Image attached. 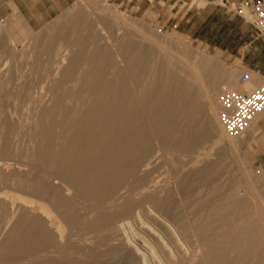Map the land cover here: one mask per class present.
Returning a JSON list of instances; mask_svg holds the SVG:
<instances>
[{"label": "bare ground", "instance_id": "bare-ground-1", "mask_svg": "<svg viewBox=\"0 0 264 264\" xmlns=\"http://www.w3.org/2000/svg\"><path fill=\"white\" fill-rule=\"evenodd\" d=\"M87 14L34 36L18 14L1 24L0 264H264L259 199L219 194L193 225L167 221L175 196L208 176L187 157L226 137L216 95L252 90H232L231 77L199 61L189 74L176 62L178 75L137 43L135 23L107 31ZM243 135L226 137L231 151ZM155 143L175 152L170 182Z\"/></svg>", "mask_w": 264, "mask_h": 264}, {"label": "rangeland", "instance_id": "rangeland-1", "mask_svg": "<svg viewBox=\"0 0 264 264\" xmlns=\"http://www.w3.org/2000/svg\"><path fill=\"white\" fill-rule=\"evenodd\" d=\"M30 1V3L28 2V9H31L30 12H39V10L43 9L40 4L43 2L42 0ZM157 1L159 0H73L69 5L62 7L61 11L57 15H44V17H49L45 21L29 22L24 20L22 14L19 12L17 7H15L11 0H0V26L3 23L2 26L6 27L7 25L4 22L6 21V23H10V21H14L15 18L13 19V16L18 14L22 18V21H20L24 24H22V26L24 28L28 27V30H30L29 33L34 36L43 31L45 27L48 26V24L57 19L72 15L77 10H80L83 14H87V11L89 10L88 13H91V16L89 14L87 15L90 19H96V17L104 18L107 20H104L105 23L109 21V24L107 23V31H113L115 27L118 28L121 26L120 19L125 18L135 23V26H138L136 27V35L138 37L136 39L137 43L139 42L141 46L150 48L153 53H156L159 59L164 58L165 62L172 64H175L176 62L179 63V66L182 68L177 66V63L175 64L176 66L173 64L175 66V72L178 73V75L180 71L178 70L179 68L181 71H183V73L186 74L191 73L190 68L196 70L195 67L199 61L202 64L207 63L217 67V69L224 73L225 78L231 77L233 86L232 90H240L242 88L238 84V78L243 73L249 74L251 77L250 83L244 88L253 90L259 86L261 79L257 76L258 74L256 71L260 68H263L264 70V41L257 37L251 25V19L246 12L239 16L233 10L230 4H224L223 8H221V14L211 18L212 21L209 22L208 25L209 30H207V32H203L202 38L203 41L207 40L206 44L208 45H206L204 42L200 43L198 41H194L179 33V31L176 30L173 25L166 21L168 17H172L170 13V5L163 0H160L162 2L157 4L155 3ZM13 9L16 11V13L13 11ZM232 16L241 19L243 22L249 25V32L245 34V41L252 42L249 52H246L244 49H238V39L240 37L239 33L241 30L233 20L235 18ZM2 26L0 28H2ZM12 32L17 33L19 31L13 29L11 33ZM3 39L6 40V36H3ZM260 45H262L263 48H261ZM185 53L192 55L191 62L187 63L183 61L182 55ZM243 53H245V60H247L250 65L256 66L257 69L252 70V68L244 67L241 61V56ZM176 59H178L179 62ZM15 63H18V61L13 62V60L10 59L8 65H13ZM183 64L187 67H185ZM183 68H185V71ZM201 68L203 67L200 65V69ZM176 69L178 71H176ZM201 71L202 73L213 72L211 67L209 68L208 66L206 69ZM186 74H181V78L187 79ZM219 93L216 95L215 101ZM215 104V117L217 124L218 105L217 102H215ZM211 114L212 113L210 110L205 107L204 115L206 118H210ZM219 140L217 138L216 143H214L215 140L213 139V136H211V139H209L202 147L203 149H200V151L196 152L195 154H191L189 156L187 155V159L190 162H197V165L193 164L191 169L205 167L207 169L208 176L206 177L207 179L202 183L198 182L199 180L192 179L191 184L194 185L191 187L192 191L189 194L186 193L188 195L179 197L175 196V200L177 199L175 201L176 206L174 204L170 210V217L172 218H167V221L170 225L171 223L172 225L180 226H183V224L193 225L192 223L195 222H193L194 218L192 219L194 213L197 214L198 212H201V207L204 209L210 204H215L217 201L219 202L223 195L227 196L232 194V196L241 199L246 197L247 201L248 198L249 200L252 198L255 200L259 199V202H261V204L264 206V113H262L255 120L250 130L247 131L241 139L235 142L232 141V144H234L235 147L237 146L234 151L230 150L229 143L227 142L228 139H226V137ZM210 141H212V143H210ZM155 147L157 148V154L160 157V164L158 166L160 178H162L161 180H163V182H170L171 161L175 158V154H173L174 150L172 153H170L169 150L165 151V149H162L161 151V149H158V145L156 143ZM171 150L172 149H170V151ZM167 152H169L168 154L171 155H168ZM172 155L174 157H172ZM183 160L185 161L186 158ZM166 162L170 163V165H168ZM215 168V173H217L216 175L214 172H212L213 174L210 173ZM198 188L200 190H197ZM210 192H214L216 194L215 196H219L220 194L221 198L220 196L215 197L213 194L211 195ZM248 193L250 194L248 195ZM252 195H254V197ZM209 196L215 197L212 198L214 202L211 201L212 199ZM206 200H209L210 202L207 203ZM200 204L202 206H200ZM203 204L206 205L204 206ZM197 207L200 208L197 210ZM184 221L186 223H183ZM103 261L105 263L107 262V264H110L111 262L109 261V258Z\"/></svg>", "mask_w": 264, "mask_h": 264}, {"label": "crops", "instance_id": "crops-1", "mask_svg": "<svg viewBox=\"0 0 264 264\" xmlns=\"http://www.w3.org/2000/svg\"><path fill=\"white\" fill-rule=\"evenodd\" d=\"M12 3L17 7L19 12L22 14L25 21H45L49 17H44V15H57L62 7L69 5L73 0H42L41 6L43 9L39 12H33L28 9V4L30 0H11ZM170 5V13L172 17L167 18V22L174 26L179 33L185 35L189 39L198 41L200 43H207V40L203 41V32L209 30V22L211 18L221 14V8L224 4H230L233 2L244 1V0H163ZM29 2V3H28ZM162 1H157L155 3L159 4ZM164 3V2H163ZM159 13V12H158ZM160 15V13H159ZM40 16V17H39ZM237 26H239L240 37H239V48L244 49L249 52L252 42L245 41V34L249 32V25L243 22L241 19L232 16ZM231 20V19H230ZM247 20V19H246ZM208 45V44H206ZM263 48L262 45H260ZM242 64L245 68H252V70L257 69L256 66L250 65L247 60H245V53L241 56ZM258 75H257V74ZM256 75L261 79L260 83L264 79L263 68L256 71ZM259 83V84H260Z\"/></svg>", "mask_w": 264, "mask_h": 264}, {"label": "built area", "instance_id": "built-area-1", "mask_svg": "<svg viewBox=\"0 0 264 264\" xmlns=\"http://www.w3.org/2000/svg\"><path fill=\"white\" fill-rule=\"evenodd\" d=\"M237 15L246 12L258 38L264 41V0H244L230 3ZM251 80L243 73L238 78L240 87ZM218 123L229 139H238L245 134L255 120L264 112V79L250 92L222 90L217 96Z\"/></svg>", "mask_w": 264, "mask_h": 264}]
</instances>
